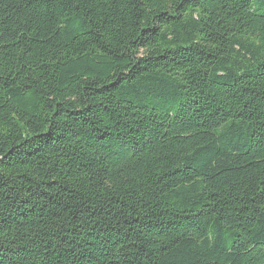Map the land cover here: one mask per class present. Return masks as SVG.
<instances>
[{
  "label": "trees",
  "instance_id": "obj_1",
  "mask_svg": "<svg viewBox=\"0 0 264 264\" xmlns=\"http://www.w3.org/2000/svg\"><path fill=\"white\" fill-rule=\"evenodd\" d=\"M0 264H264V0H0Z\"/></svg>",
  "mask_w": 264,
  "mask_h": 264
}]
</instances>
